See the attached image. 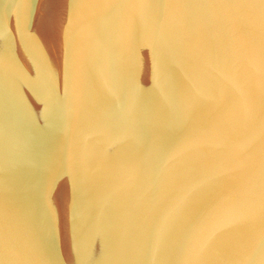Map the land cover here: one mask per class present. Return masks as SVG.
I'll list each match as a JSON object with an SVG mask.
<instances>
[{
    "label": "water",
    "instance_id": "1",
    "mask_svg": "<svg viewBox=\"0 0 264 264\" xmlns=\"http://www.w3.org/2000/svg\"><path fill=\"white\" fill-rule=\"evenodd\" d=\"M0 264H264V0H0Z\"/></svg>",
    "mask_w": 264,
    "mask_h": 264
}]
</instances>
